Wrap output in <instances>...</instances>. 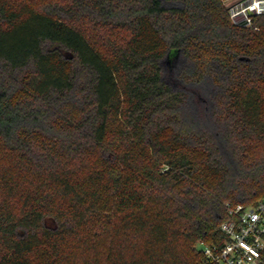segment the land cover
I'll return each instance as SVG.
<instances>
[{"label":"trees","instance_id":"obj_1","mask_svg":"<svg viewBox=\"0 0 264 264\" xmlns=\"http://www.w3.org/2000/svg\"><path fill=\"white\" fill-rule=\"evenodd\" d=\"M182 1L0 0V264H203L264 197V13Z\"/></svg>","mask_w":264,"mask_h":264},{"label":"built area","instance_id":"obj_2","mask_svg":"<svg viewBox=\"0 0 264 264\" xmlns=\"http://www.w3.org/2000/svg\"><path fill=\"white\" fill-rule=\"evenodd\" d=\"M237 23L250 24L253 14L264 13V0H242L229 6ZM221 224L223 239L202 245L203 264H264V197L256 205L229 204Z\"/></svg>","mask_w":264,"mask_h":264},{"label":"rangeland","instance_id":"obj_3","mask_svg":"<svg viewBox=\"0 0 264 264\" xmlns=\"http://www.w3.org/2000/svg\"><path fill=\"white\" fill-rule=\"evenodd\" d=\"M20 1V0H17ZM22 2L25 0H21ZM32 2L36 7H44L51 0H27ZM54 1V0H53ZM242 0H224L227 6H231ZM162 4L168 8L182 7V0H162ZM188 66V61L184 55L179 52L172 61L164 60L163 71L165 79L177 89H184L187 91V110L192 113L195 120L204 125L206 115L210 114L211 97L215 86L209 80H203L199 83L187 82L182 76V70ZM197 93L200 98L197 99ZM206 121V120H205ZM46 223L54 227L56 225L53 218H47ZM103 236V235H102ZM101 236V237H102ZM202 246V244H197Z\"/></svg>","mask_w":264,"mask_h":264},{"label":"water","instance_id":"obj_4","mask_svg":"<svg viewBox=\"0 0 264 264\" xmlns=\"http://www.w3.org/2000/svg\"><path fill=\"white\" fill-rule=\"evenodd\" d=\"M167 57H169V54L167 55Z\"/></svg>","mask_w":264,"mask_h":264}]
</instances>
